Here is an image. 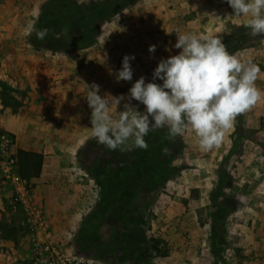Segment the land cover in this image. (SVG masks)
Returning a JSON list of instances; mask_svg holds the SVG:
<instances>
[{
  "label": "rangeland",
  "instance_id": "374dc122",
  "mask_svg": "<svg viewBox=\"0 0 264 264\" xmlns=\"http://www.w3.org/2000/svg\"><path fill=\"white\" fill-rule=\"evenodd\" d=\"M110 1L0 0V7L8 6L0 14V71L9 76L0 77L4 106L16 112L31 98L29 86L17 79L16 68L8 66V57L53 55L57 73L69 76L66 103L81 108L78 116L85 122L74 127L73 141L63 144L69 152L61 161L62 177L72 180L64 191L68 201L72 198L78 203V225L85 228L76 230L75 236L80 233L82 238L71 241L67 252L117 264H174V260L184 264H264V99L261 109L239 115L221 146L207 152L190 128L172 141L166 139L167 128L151 131L144 138L147 149L109 150L92 138L84 83L98 84L100 95L127 96L135 80L143 76L146 82L152 81L157 63L179 52L173 47L176 35L171 32L175 28L196 32L187 22L194 11L182 14L173 6L175 1L126 4L127 0H116L113 3L127 6L117 10V4L109 3L110 13L98 20L95 35L80 33L82 40L76 41L64 22L66 12L86 13L91 2L102 5ZM48 11L53 13L52 21L43 16ZM33 24L37 30L54 25L51 30L57 40L49 38V33L42 40L35 32L29 35ZM91 24H84L85 28L92 29ZM222 40L229 53L236 55L243 46L264 41V36L253 37L241 25L231 27ZM150 45L156 46L154 53L148 51ZM105 53L107 62L102 64ZM125 55L135 57L130 61L132 80L117 82L108 69L114 73L121 69ZM132 104L144 110L137 101ZM1 132L13 139L7 130ZM165 147L170 150L167 155L162 151ZM128 212L130 222L125 217ZM118 225L129 236L117 238L116 246L112 235ZM30 231L10 186L0 177V264L2 258L7 264H28Z\"/></svg>",
  "mask_w": 264,
  "mask_h": 264
},
{
  "label": "clouds",
  "instance_id": "9594fccd",
  "mask_svg": "<svg viewBox=\"0 0 264 264\" xmlns=\"http://www.w3.org/2000/svg\"><path fill=\"white\" fill-rule=\"evenodd\" d=\"M226 2L233 16L247 17L244 26L251 36H264V0ZM209 15L220 18L214 12ZM32 32L42 40L48 29L37 30L33 24L28 34ZM171 33L176 35L173 47L179 52L157 63L152 81L146 82L143 76L135 80L127 96L107 92L100 95L98 84L84 83L87 89L84 99L91 109V136L97 143L109 150L147 149L144 138L151 131L167 128L166 139L172 141L190 128L207 152L221 146L239 115L264 99V90L257 85L261 75L259 65L229 53L219 35H197L180 28ZM155 50V45L149 46L150 53ZM101 59L106 64L107 54ZM133 59L134 56L125 55L121 69L114 73L109 68V75H114L117 82L131 81ZM132 100L142 104L144 110H139ZM162 151L167 155L170 150L165 147Z\"/></svg>",
  "mask_w": 264,
  "mask_h": 264
},
{
  "label": "crops",
  "instance_id": "0c3cea01",
  "mask_svg": "<svg viewBox=\"0 0 264 264\" xmlns=\"http://www.w3.org/2000/svg\"><path fill=\"white\" fill-rule=\"evenodd\" d=\"M171 1H175V3L172 2L173 6L180 9L182 14L185 11H194L193 16L187 22H191L196 31L194 33L197 35L212 34L224 38L231 27L245 25L247 20L245 16H233L232 9L226 0ZM7 11L8 6L0 7V14ZM213 12L220 18L209 15ZM218 30L220 33L217 32ZM262 42L243 46L238 49L236 56L242 60H252L259 65L261 75L257 80V85L264 90V43ZM16 56L17 59L13 60L9 56L7 64L9 67L16 68L17 79L29 86L31 98L26 105L19 107L16 112H12L0 100V130H7L13 135L11 146L13 153L17 148L44 153L40 174L31 180L32 196L37 203L42 205L50 232L55 235L58 241L62 242L67 251L70 249L71 241L76 242L80 235L82 238L80 233L75 236L76 230H85V228L78 225L80 211L75 209L78 203L72 201V198L67 200L69 194L66 193L68 190L64 186L72 180L62 177L61 161L69 152L63 147V144L66 141H73L74 127L83 126L85 122L81 116H78L81 108L66 103L70 97L68 87L65 85L69 76H65L66 73H57L54 65L55 56L42 57L34 53L26 57L19 54ZM19 67L20 70H17ZM0 77L8 78L9 76L6 71H0ZM261 105L262 103L258 102L251 110H259ZM76 117L81 120L76 119ZM64 127L66 131L63 130ZM66 134L70 137H67ZM77 140H80V136L76 138ZM115 189L120 190V188ZM129 199L127 198V200ZM130 215V213L125 215L128 222L132 221ZM118 227V231L115 230L112 235L116 246H118L117 238L121 236L123 239H128L129 236L126 230L125 232L121 231L124 227L121 225ZM145 252L143 249L141 256L144 259ZM173 263L184 264L176 260ZM1 264H7V260L2 258Z\"/></svg>",
  "mask_w": 264,
  "mask_h": 264
},
{
  "label": "built area",
  "instance_id": "2783aa9c",
  "mask_svg": "<svg viewBox=\"0 0 264 264\" xmlns=\"http://www.w3.org/2000/svg\"><path fill=\"white\" fill-rule=\"evenodd\" d=\"M12 143L9 134L0 133V177L3 183L10 186L31 230L27 240L28 264H117L98 262L85 255H71L64 249L62 242L50 232L42 205L32 196L31 183L17 172Z\"/></svg>",
  "mask_w": 264,
  "mask_h": 264
},
{
  "label": "trees",
  "instance_id": "16d2710c",
  "mask_svg": "<svg viewBox=\"0 0 264 264\" xmlns=\"http://www.w3.org/2000/svg\"><path fill=\"white\" fill-rule=\"evenodd\" d=\"M127 1L128 3L126 2V4H129V3L131 4L135 0H127ZM113 2H116V0H111L110 2L106 4L103 3L102 5H100L98 2H91L89 5V9L86 13L81 12V10H74V11L66 12L67 16L64 22L68 29L73 30V33L76 36L74 39L76 41L78 39L82 40V37H79L80 33L83 36L84 35L88 36V33L90 35H92V33L93 35H95V33L97 32V28L100 25L98 20L101 19L105 13L107 12L110 13L109 11H107L108 8L110 7L109 3L117 4L116 6H114L117 10L121 6H127L125 5V3H121V5H118V3H113ZM114 10L115 9H113V11ZM52 14L53 13H50L48 11V12H45L43 16L45 19L47 18V20L52 21ZM88 23L94 24L92 29L91 27L90 29H88L87 27L85 28L84 24H88ZM53 26L54 25L52 24L48 25V28H50L48 29L49 38H54L55 40H57L56 36L58 35H54L53 34L54 31L51 30V28H53L54 30ZM46 27L47 25H43L42 28L40 27V29H44ZM59 31H61V29L60 30L56 29L57 33H59ZM57 50L59 49H56V50L52 49V51H57ZM14 157L16 160L17 172L21 178H24L31 183L32 179L37 178L39 176L42 163H43V158H44L43 152L17 148L16 151L14 152ZM121 190L123 189H120L119 191Z\"/></svg>",
  "mask_w": 264,
  "mask_h": 264
}]
</instances>
